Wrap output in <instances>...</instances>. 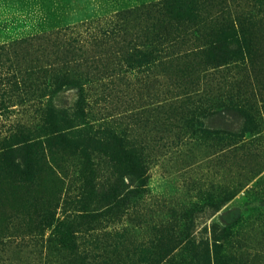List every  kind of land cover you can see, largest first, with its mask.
I'll return each mask as SVG.
<instances>
[{"label": "rangeland", "instance_id": "obj_1", "mask_svg": "<svg viewBox=\"0 0 264 264\" xmlns=\"http://www.w3.org/2000/svg\"><path fill=\"white\" fill-rule=\"evenodd\" d=\"M163 1L0 0V264H264V0Z\"/></svg>", "mask_w": 264, "mask_h": 264}, {"label": "trees", "instance_id": "obj_2", "mask_svg": "<svg viewBox=\"0 0 264 264\" xmlns=\"http://www.w3.org/2000/svg\"><path fill=\"white\" fill-rule=\"evenodd\" d=\"M171 1H175V0H164L163 3H168ZM33 139L34 140L32 141V145H37L38 143H40L39 140L35 139L34 137ZM134 154L135 155L133 156L135 157L136 161L138 160L142 161L141 156H139L136 152H134ZM180 246L181 244L172 245V243L155 242L151 249H142L141 252L148 254V257L145 258L144 261L146 262L148 261L150 264H154L157 262L158 264H162L164 261L169 262V264H201L202 263L201 255L203 249H199L201 247L200 244H197L196 242H191L190 244L186 245L183 248L189 252V256H181L180 258L176 259L173 252ZM155 250L158 251V256H159L158 260L155 259L154 256H152V252H154Z\"/></svg>", "mask_w": 264, "mask_h": 264}]
</instances>
